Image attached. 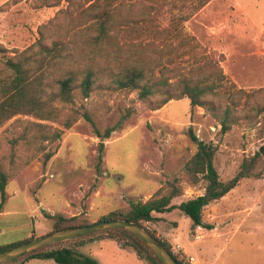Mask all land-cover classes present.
<instances>
[{"label":"rangeland","instance_id":"374dc122","mask_svg":"<svg viewBox=\"0 0 264 264\" xmlns=\"http://www.w3.org/2000/svg\"><path fill=\"white\" fill-rule=\"evenodd\" d=\"M9 1L0 0V70L5 61L28 48L36 55L34 46L42 39L39 29L59 11L37 8L34 0L4 7ZM186 31L225 76L220 97L212 99L219 114L231 109V129L224 133L207 108L197 107L192 113L189 98L152 111L139 100L138 91L98 86L87 99L76 92L74 104L54 102L53 106L62 117L89 112L101 134L117 125L127 111L134 115L108 139L94 133L81 117L59 142L48 145L54 155L44 168L45 158L37 145L21 137L26 133L33 139L38 128L31 122L63 127L30 116L13 118L0 129V158L11 175L0 212V246L23 244L54 232V215L80 217L93 224L131 201L147 202L158 191L162 196L173 187L182 189L174 205L204 194L206 182L193 185L185 173L198 148L189 136L190 128L216 149L214 164L223 182L230 181L243 161L260 150L264 145V0H212L186 24ZM43 34L46 45V30ZM55 37L49 36L47 43ZM204 72L213 76L217 69ZM100 144L105 145L101 153ZM255 171L264 173V158ZM161 217L164 220L145 226L161 241L168 242L166 233L174 235L172 251L185 263L194 264L184 252L203 264H264V176L242 180L207 206L203 221L211 229L197 233L192 219L178 209ZM215 225H220V231ZM64 246H72L98 264H147L132 249L103 236L87 239L81 246ZM28 264L58 263L34 259Z\"/></svg>","mask_w":264,"mask_h":264},{"label":"trees","instance_id":"16d2710c","mask_svg":"<svg viewBox=\"0 0 264 264\" xmlns=\"http://www.w3.org/2000/svg\"><path fill=\"white\" fill-rule=\"evenodd\" d=\"M20 1L10 0L4 7ZM34 1L37 8H59V11L39 29L42 39L43 30H46V45L40 39L34 46L38 48L36 55L31 54L32 48H28L4 62L0 70V129L19 115L60 124L63 129L31 122L28 124L38 128L33 139L26 133L21 137L29 145H37V152L45 158L44 168L54 155L48 151V145L59 142L64 131L71 129L81 117L90 124L94 133L108 139L112 133L123 129L124 123L134 115V111H127L117 125L101 134L89 112L82 115L72 112L62 117L58 108L53 106L54 102L74 104L76 92L87 99L98 86L129 93L138 91L139 100L148 103L152 111L160 110L170 101L189 98L192 113L197 107L207 108L220 121L224 133L231 129L234 121L231 109L226 108L223 114H219L216 101L212 99L220 97L225 76L218 63L186 31V24L212 0H199L191 5L190 0ZM163 6L167 9L164 10ZM52 35L56 36L55 39L47 43ZM206 68L217 69V72L213 76L207 75L204 72ZM53 89L55 91L51 92ZM26 128L29 130V126ZM189 136L198 148L186 164L185 173L193 185L202 180L206 182L204 194L174 205L172 201L182 196L183 190L173 187L168 195L161 196V191H158L147 202L131 201L126 207L100 220L120 219L140 224L178 264L190 263L179 259L173 253L171 244L161 241L145 223L161 221L162 218L157 215L178 209L192 219L193 229H211L203 222V210L224 198L242 180L264 176V173L255 171L264 158V145L251 159L243 161L230 181L223 182L214 164L216 149L201 141L192 128L189 129ZM104 146L100 144V153ZM10 179L11 175L0 158V212L7 199L6 189ZM51 219L54 220V231L91 225L80 217L54 215ZM99 236L132 249L147 264H164L139 237L122 229H107L52 244L3 264H28L34 259H52L58 264H98L72 246L64 245L76 243L81 246L87 239ZM19 245H2L0 252Z\"/></svg>","mask_w":264,"mask_h":264},{"label":"water","instance_id":"95a60500","mask_svg":"<svg viewBox=\"0 0 264 264\" xmlns=\"http://www.w3.org/2000/svg\"><path fill=\"white\" fill-rule=\"evenodd\" d=\"M107 229H122L129 231L139 237V239H141L164 264H178L166 248H164L144 227L138 223L120 219L102 220L87 226L54 231L45 236L25 242L5 252H0V264L7 263L13 259L21 257L22 255L52 244L85 237Z\"/></svg>","mask_w":264,"mask_h":264},{"label":"crops","instance_id":"0c3cea01","mask_svg":"<svg viewBox=\"0 0 264 264\" xmlns=\"http://www.w3.org/2000/svg\"><path fill=\"white\" fill-rule=\"evenodd\" d=\"M163 214H160V215H157L158 217H160V218H162V220H164L163 219V217H161ZM204 222V224H207V222H205V221H203ZM210 224V223H209ZM220 225H215V229H217L218 231H220V229H218L217 227H219ZM214 229V230H215ZM196 230V232L198 233V232H203V231H205V230H207L206 228H204V227H198V228H196L195 229ZM214 230H210V231H214ZM172 236H174V235H168V233H166V235H165V238H167V241L170 243V244H172V245H174V241L175 240H177L176 238L173 240V237ZM183 251V250H182ZM184 252V251H183ZM184 254L186 255V256H188V258H192L193 259V262H194V264H203V262H201L200 260L199 261H197L193 256H191V255H189V254H187L186 252H184Z\"/></svg>","mask_w":264,"mask_h":264},{"label":"built area","instance_id":"2783aa9c","mask_svg":"<svg viewBox=\"0 0 264 264\" xmlns=\"http://www.w3.org/2000/svg\"><path fill=\"white\" fill-rule=\"evenodd\" d=\"M191 261H193V259L191 258Z\"/></svg>","mask_w":264,"mask_h":264}]
</instances>
